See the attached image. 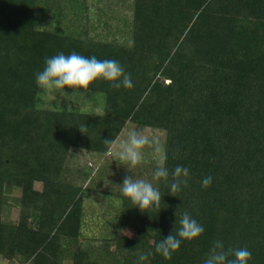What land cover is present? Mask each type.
I'll use <instances>...</instances> for the list:
<instances>
[{"label":"trees","instance_id":"trees-1","mask_svg":"<svg viewBox=\"0 0 264 264\" xmlns=\"http://www.w3.org/2000/svg\"><path fill=\"white\" fill-rule=\"evenodd\" d=\"M65 1L0 0V262L137 264L151 252L140 264H203L220 240L264 264V0H132L130 47L61 32L67 7L88 18L87 0ZM73 52L118 61L133 87L90 85L100 112L74 101L53 108L35 76L47 58ZM128 125L162 136L169 183L187 167L186 186L171 193L153 180L154 161H108L96 180L67 170L73 154L105 160ZM128 176L158 188V214L123 197ZM92 199L109 221L97 239L83 235ZM185 212L205 230L165 260L155 246Z\"/></svg>","mask_w":264,"mask_h":264},{"label":"clouds","instance_id":"clouds-1","mask_svg":"<svg viewBox=\"0 0 264 264\" xmlns=\"http://www.w3.org/2000/svg\"><path fill=\"white\" fill-rule=\"evenodd\" d=\"M35 82L42 95L47 96L52 102L53 108H61V99L67 101L69 97L86 96L90 85L107 82L113 88L131 89L133 82L124 67L116 60H98L95 56L84 57L75 52L65 55L59 53L45 60L44 68L35 76ZM71 89V94L64 89ZM55 102V106H53ZM69 103V102H68ZM71 105L67 108L70 111ZM85 127V126H84ZM86 128V127H85ZM80 131V130H79ZM81 132V131H80ZM111 147L113 141L104 140ZM150 148L159 161V166L152 173L153 180L167 183L171 193L181 190L186 186L189 178L187 167L177 166L171 173L172 181L169 183V170L166 166L168 160L167 149L157 139L150 138L142 132L132 130L126 142L120 145L119 160L129 167H136L143 162L144 150ZM212 183V177L202 180V187L207 188ZM123 197L134 205L141 213L147 211L159 213L162 196L160 191L151 181L126 177L120 185ZM118 203H120L118 201ZM204 227L185 212L180 218L179 228L176 234L161 239L155 246V253L165 260H171L173 253L179 250L182 240L192 241L199 238ZM152 253L141 254L137 264L147 261ZM232 257L231 259L229 257ZM251 252L247 248L226 249L223 241L214 242L203 264H249Z\"/></svg>","mask_w":264,"mask_h":264},{"label":"rangeland","instance_id":"rangeland-1","mask_svg":"<svg viewBox=\"0 0 264 264\" xmlns=\"http://www.w3.org/2000/svg\"><path fill=\"white\" fill-rule=\"evenodd\" d=\"M87 9H88V18L85 17V20H78L83 17L82 15H78V19H76L75 15L70 7H67V10L64 12L68 15V22H59L56 28L60 29L62 32H71L72 34L80 35L81 31H88L90 37L93 40L105 42V43H114L117 45H122L125 47H130L132 44V30H131V20H130V11L128 6L131 5L132 0H125L124 5L120 3L119 6L116 4L121 2L122 0H87ZM61 3L66 7V2ZM65 10V8H64ZM79 12V11H78ZM76 12V13H78ZM109 14L105 15L106 13ZM87 18V20H86ZM58 23V22H57ZM65 92L71 94V89H64ZM61 99V108L67 109L69 107L67 101ZM68 102L74 101L78 105H83L85 109L93 108L96 112H100L99 108L101 107V97L99 95L87 94L84 96H73L67 98ZM42 100H46L48 104L52 105L50 99L42 95ZM55 104V102H53ZM94 105V107H93ZM99 107V108H98ZM132 130H137L142 132L144 135L157 139L160 143L163 140L162 136L157 132H152L149 129H142L135 126L128 125L124 130L123 134L118 138L114 146L112 147L110 154L106 156V158H92L87 154H82V156L72 155L67 163V170L72 173V176L77 175V172L80 170H84L85 173L89 174V176H94L96 172H99L102 168H105V164L112 163L113 165L121 164L122 161L119 160V150L120 145L127 141L129 133ZM144 159L143 161L149 163L154 161L155 163H159L157 157L153 154L150 148H145L144 150ZM84 161H86V166L84 165ZM90 164V166H89ZM84 166V167H83ZM120 166V165H119ZM107 171V170H105ZM93 178V177H91ZM97 176L95 175L93 180H96ZM98 182V180L96 181ZM100 184V183H99ZM87 185V183L85 184ZM104 185L100 184L97 187V190H103ZM102 209L98 203V201H94L93 199L87 203L85 207V226L83 227V235L88 238H100V236L106 235L109 232L108 226L109 221L102 218L101 214ZM13 216L17 215V211H13ZM0 264H4L0 262ZM64 264H70L69 262H65Z\"/></svg>","mask_w":264,"mask_h":264},{"label":"crops","instance_id":"crops-1","mask_svg":"<svg viewBox=\"0 0 264 264\" xmlns=\"http://www.w3.org/2000/svg\"><path fill=\"white\" fill-rule=\"evenodd\" d=\"M87 3H88V1L86 2V6H87ZM68 21H69V20H67L66 22H68ZM61 22H62V21H61ZM61 22H60V23H61Z\"/></svg>","mask_w":264,"mask_h":264},{"label":"built area","instance_id":"built-area-1","mask_svg":"<svg viewBox=\"0 0 264 264\" xmlns=\"http://www.w3.org/2000/svg\"><path fill=\"white\" fill-rule=\"evenodd\" d=\"M89 166H90V164H89Z\"/></svg>","mask_w":264,"mask_h":264}]
</instances>
